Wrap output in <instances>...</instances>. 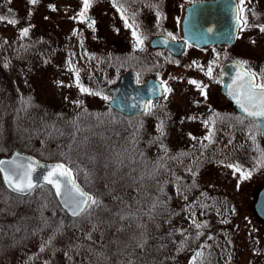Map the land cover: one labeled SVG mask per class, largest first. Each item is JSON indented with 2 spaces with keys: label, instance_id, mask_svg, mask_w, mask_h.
Wrapping results in <instances>:
<instances>
[{
  "label": "flooded vegetation",
  "instance_id": "flooded-vegetation-1",
  "mask_svg": "<svg viewBox=\"0 0 264 264\" xmlns=\"http://www.w3.org/2000/svg\"><path fill=\"white\" fill-rule=\"evenodd\" d=\"M108 1L117 8L115 10L120 21L132 25L131 31L141 37L143 44L137 47L136 37L132 35L134 52L115 54L118 58L109 52L100 58L93 52L88 55L86 65L91 70V77L100 85L104 98L107 97L104 124L114 121L116 127L121 124L125 133L131 131L134 135L117 139L106 137L109 162L118 160V143L131 140L135 148L134 153L133 149L131 154L128 151L127 165L130 166L132 162L137 175L133 181L118 183V188L110 185L108 178L104 202L111 206L103 213V223L87 229L84 238L80 236L82 230L77 232V226L67 229L70 232L68 237L64 234L67 230L59 231L54 255L58 252L59 255L66 254L68 261L71 258L72 262L82 261L85 258L77 255V248L87 244L94 256L101 255L96 264H157L158 248L165 257L160 264H264V179L255 180L252 194L243 187V181L252 183V177L264 165V131L256 127L252 117L236 108L233 100L224 97L218 78L219 67L225 61H246L243 65L239 63V66L255 73L254 84L264 83V62H254L256 56L251 55L245 47L251 38L240 35L244 23L258 25L263 14L251 19L248 14L250 10L244 9L242 14L239 0H236L243 24L233 42L201 44L198 43H203L201 39L196 42L189 37L190 19L195 17L190 5L205 0H181L183 6L177 10L173 4L167 8L159 0H133L134 3H126L127 0ZM90 2L92 4L95 0ZM27 8H30L28 3ZM184 21L187 22L185 28ZM215 47L222 48L221 57L217 54L218 59L214 57ZM69 55L72 58L73 55ZM59 57L62 58V54ZM210 63L212 72L208 76L206 73ZM55 65L62 67L60 62ZM104 71H113L109 72L113 75L110 82H103ZM127 71L133 72L137 85L146 83L150 78L155 79L159 86L156 85L152 93L159 92V95L148 96L143 109L125 115L111 107L109 100L116 95L110 87L119 82ZM229 78L236 98L245 100L247 96L243 92L248 86L241 84L245 78L239 72H231ZM190 80L206 85L205 92L207 88L214 94L219 92L225 102L216 104L208 95H202L192 104L175 101L173 98L179 96H176V91L186 89L187 92L193 90L201 93L200 89L189 83ZM164 81L167 83L162 84ZM90 86L96 89L92 84ZM165 87L172 91L166 93ZM120 104L124 107L121 100ZM140 105L141 102H137V106ZM127 106L128 109L130 106ZM127 120L132 124H127ZM54 121L59 122L57 118ZM104 134L107 135L106 132ZM253 134L256 141L252 148H243L239 138L248 140ZM130 145L125 143V147L130 148ZM240 150L248 156L252 150L256 165L246 168L236 163L232 157L239 156ZM29 153L41 160L45 158L41 153ZM176 158L181 160L180 163L175 161ZM225 168L236 179L241 178L242 192L232 194L231 201L219 191L222 176L226 175ZM112 172H119L118 163L111 164L105 170L106 175ZM125 172L128 174L124 169L123 175ZM162 186L166 188L165 197L159 199L165 203L166 212L153 213L158 199L157 189ZM174 202L180 203L182 212H174ZM169 217L171 221L167 227L165 219ZM158 221L163 223L160 232L156 231ZM94 234L100 235V239ZM256 236L259 245L246 243L248 240L252 243ZM94 241L97 245H94ZM61 262L64 264V260Z\"/></svg>",
  "mask_w": 264,
  "mask_h": 264
},
{
  "label": "rangeland",
  "instance_id": "rangeland-1",
  "mask_svg": "<svg viewBox=\"0 0 264 264\" xmlns=\"http://www.w3.org/2000/svg\"><path fill=\"white\" fill-rule=\"evenodd\" d=\"M131 2L134 3L133 0L126 1V3ZM159 2L167 8L171 4L175 9L183 6L181 0H159ZM27 3L30 8H27ZM36 3L39 5L32 3L31 0H0V16L5 17L4 20H0V129L3 127L2 120H7L9 124L16 121L24 122L22 124L25 127L44 125L46 128L41 129L39 134L33 135L31 141L26 140L30 142L29 144L23 145H28L33 151L39 150L41 156L45 157L40 159L41 161L56 162L58 159L65 158L66 160L62 159V161L68 167H77L78 170L86 172L87 186L85 188L90 190L92 196L100 201L99 215L101 217L99 219L103 223L104 216L102 214L111 206L110 203L108 206L104 202L108 178L112 181L110 185L114 186L115 184L116 188H118V183L122 184L126 180L133 181L136 178L134 164L131 162L130 166L127 165L128 151L131 154L133 149L134 153L135 145L133 146L131 140L119 142L117 146L118 150L120 149L118 160L109 162L106 137L117 139L122 136L127 137L132 132L125 133L123 126L120 124L116 127L114 121L103 124L102 115L104 120L107 117L104 116L105 107H107L106 99L99 88L100 85L91 77V70L86 64L88 55L93 52L100 58L106 52L111 53V56L134 52L132 25L129 27L130 24H123L120 21L115 10L117 8L112 6L108 0H95L92 4L90 2L84 18L80 17L83 0H36ZM239 6L242 14L244 9L250 10L248 14L251 19H254L253 16L261 17L263 14L262 21L258 25L252 26L244 23L240 35L251 38L245 47L251 55L256 56L254 62H264V31L260 30V27L264 26V0H239ZM15 16L21 22L18 24L9 23L14 20L12 17ZM90 24L91 27H89ZM25 28L28 29L27 35H23ZM70 53L73 55L72 58H70ZM59 54H62V58L59 57ZM217 54H220L221 57V47H215L214 57L216 59H218ZM113 57L118 58L117 55ZM220 60H217L216 63L218 64ZM56 62H60L62 67H56ZM109 72L113 71L103 72V82L112 80L113 75ZM77 81L79 85L84 88L88 87L87 89L90 91L81 92ZM91 84L96 89L90 86ZM212 92L207 88V95L214 99L216 104L225 102L219 92L217 94ZM175 93L176 96H179L173 99L183 101L185 104L195 103L196 100L202 98L200 92L196 93L193 90L187 92L185 89L183 92L176 91ZM79 113L82 114L80 116L86 124L83 128V135L87 137V142L77 140V133L73 132L67 136L74 139L68 137L63 139L64 135L60 132V126L70 124L74 116ZM69 117L70 121H67ZM56 118L59 122L54 121ZM126 123L132 124V121L127 120ZM11 126L14 128L16 124ZM73 128L76 129V126ZM96 129L101 132L98 133L99 139L95 140V145L101 147L100 151L94 145V138L91 136L93 130ZM30 136L32 135L25 134L26 138ZM252 137L248 140L239 138L243 148L247 150L252 148L253 142L256 141L254 134ZM45 139L49 141L46 150L41 147L44 146L41 141H45ZM127 142L131 144L130 148L125 147ZM72 145H74L73 150L69 149ZM10 146L14 148L16 145L11 144ZM67 151H72L70 157L72 160L64 155ZM7 152L8 150H2L0 154L6 155ZM245 153L240 150L239 156L232 158L236 163L246 168L255 166L254 152L251 150L250 156ZM115 154L116 152L111 155V158ZM114 163H118L119 172L106 175L105 170ZM261 167V170L252 177L254 179L252 183L243 181L245 182L243 187L248 188L250 194H252L255 180L264 179V165ZM124 169L128 171V174L125 172L126 174L123 175ZM225 169L226 175L222 176L223 183L219 191L223 196L225 195V199L231 201L232 194L242 192L239 181L241 178L236 179L237 177L232 175L228 168ZM80 187L85 190L81 185ZM165 189V186L159 187L157 193H162V196L165 197ZM85 191L91 194V192ZM52 197L51 191L46 187L33 191L31 195L19 197V195L6 191L0 180V225H3L0 226V264H63L61 262L63 260L64 264H96L100 260L101 255L95 254L94 256L87 244L77 248V255L85 258L82 261L74 262L73 260L72 262V258L68 261L66 254L59 255L58 252L54 255L59 231L77 226V232L82 230L83 233L80 236L84 238L87 235L86 230L97 225L99 219L95 218V220L89 221L85 219L86 217L82 218L83 212L76 220L72 217L66 218L65 214L60 213L64 211ZM249 198L251 202V196ZM235 203L233 202V204ZM176 207L178 212H181L179 202H176ZM94 215H98V213ZM170 221V217L165 219L167 227H169ZM162 227L163 223L158 221L156 231L160 232ZM262 228L264 232V227ZM69 233L67 230V233L64 234L68 237ZM94 237L100 239L99 235L94 234ZM252 241L250 243L248 240L246 243L256 244V246L260 243L257 236ZM156 261L157 264L165 261L160 248L157 250Z\"/></svg>",
  "mask_w": 264,
  "mask_h": 264
},
{
  "label": "water",
  "instance_id": "water-1",
  "mask_svg": "<svg viewBox=\"0 0 264 264\" xmlns=\"http://www.w3.org/2000/svg\"><path fill=\"white\" fill-rule=\"evenodd\" d=\"M190 11L195 15V17H191L190 19L189 37L192 40L198 42L197 40L201 39L203 43L198 42L201 44H214L216 42H227L231 44L233 42L238 26L241 24V20L239 19L237 13L236 0H209L196 2L190 6ZM203 19H206L207 22ZM186 24L187 22L184 21L183 28H185ZM209 29H211V31H208ZM231 72H239L245 78L244 82L241 84L249 86L248 77L244 75V73L248 72V70H244L242 67L239 66L236 61H226L221 65L219 72V78L222 80L220 88H222L224 96L226 98H229L230 100H233V103L236 105V108L242 111V109L236 102V100L239 98H236V92L233 91L231 78H229V74ZM145 82L146 83H144L143 85H136L134 81L133 72H125L121 76L119 82L110 87L111 91L116 94L115 98L110 100V104L118 110L126 113H133L143 109L144 101L148 96L153 97L159 95V92L152 93V91H154L155 86L158 85V83L154 79H149ZM254 82L255 80L252 81V83ZM140 91L142 92V94L138 95ZM229 93H231V95ZM243 93L248 96L249 89H247ZM233 96H235V98ZM120 100L122 101L124 107H122V105L120 104ZM139 101L141 102V105L137 106V102ZM241 101H245L246 103V99ZM127 105L130 106L128 109ZM245 114L247 115V113ZM252 118L255 120L256 126L259 127L262 131H264V118ZM0 161L6 162L2 165V167L5 169L6 172H9V174H11L13 170L21 171L20 169H16V165H31V167L34 169L32 173L33 181L36 184H47L49 188H51L55 199L60 204V207L63 208L70 216H73L72 209L75 207V205L71 202V184L66 183V178L59 177L62 195L58 196L53 185L46 183V181L44 180V176H46L51 170V166L56 165L58 163L40 162L28 154L19 152L15 148L8 157L1 156ZM12 161H15V163H11ZM0 175L4 186L8 190L17 194H27L30 192L26 191L21 193L15 191L13 188H10L5 182L4 173H0ZM66 201L69 202V207H65Z\"/></svg>",
  "mask_w": 264,
  "mask_h": 264
},
{
  "label": "snow or ice",
  "instance_id": "snow-or-ice-1",
  "mask_svg": "<svg viewBox=\"0 0 264 264\" xmlns=\"http://www.w3.org/2000/svg\"><path fill=\"white\" fill-rule=\"evenodd\" d=\"M32 3H36V0H31ZM90 6V0H83V8L80 13V17L84 18L87 12V9ZM159 15V14H158ZM5 17L0 16V20H4ZM9 23H16L15 20L9 21ZM92 25L90 24L89 27ZM131 27V25H128ZM261 31H264V26L260 27ZM208 31H211L209 29ZM28 29L25 28L23 30V35H27ZM171 35V34H169ZM133 36L136 37L137 40V47L141 46L143 44V40L141 37L136 33L133 32ZM195 64V62H193ZM241 65L246 63V61L239 62ZM212 72V66L211 63L209 64L208 71L206 75L211 76ZM244 75L248 77L249 81V95L246 98V103L241 102L239 99L236 100L239 107L242 109L243 112L247 113L250 117H256V118H264V83L262 84H254L252 81L255 78V73H249L245 72ZM167 82L164 81L162 84H166ZM189 83L195 85L198 89H200L201 94L206 96L207 93L205 92L206 85H202L200 82L196 80H190ZM77 86L80 87L81 92H89L90 90L87 88H84L83 86L79 85V82L77 81ZM258 90V91H257ZM164 91L171 92V88H164ZM231 95V93H229ZM107 99V97H105ZM258 100V102H257ZM162 131V128H161ZM5 161H0V173H4V180L8 184L10 188H13L17 192H26L31 191L38 185L33 181L32 173L34 169L31 167V165H16V169H20L21 171H15L13 170L11 174L9 172H6L5 169L2 167L3 164H5ZM11 163H15V161H12ZM229 167H233V165H229ZM237 171L240 169L237 167ZM59 177L66 178V183L71 184V192H72V198L71 202L74 203L75 207L72 209V215L78 216L82 212L86 211L88 208H91L92 206H98L100 204V201L97 200L95 197H93L89 193H85L75 182V180L72 178V169L66 167L64 164H56L51 166V170L48 172L46 176H44V180L46 183L53 185V187L56 190V194L58 196L62 195L61 191V184L59 182ZM65 207H69V202H65ZM123 219V217H122Z\"/></svg>",
  "mask_w": 264,
  "mask_h": 264
},
{
  "label": "trees",
  "instance_id": "trees-1",
  "mask_svg": "<svg viewBox=\"0 0 264 264\" xmlns=\"http://www.w3.org/2000/svg\"><path fill=\"white\" fill-rule=\"evenodd\" d=\"M80 115H82V114H80V113L76 114L74 116V118L72 119V121L70 122V124H68L67 126L66 125L60 126L61 127L60 132L62 135H64L63 139L67 138V137L70 139H74L73 137L67 136V135L72 134V132H73V133H77L76 134L77 135L76 137H78V139L76 138L77 140H82V142H87V137L83 135V133H84L83 128H84V126H86V124H85L84 120L82 119V116H80ZM102 121L104 124L105 120L103 118V115H102ZM22 123H24V122L16 121V122H12L11 124H9V123H7V120L1 121V124L3 125V127L0 129V153L2 152V150H8V152H9L12 149V147L10 146L11 144L12 145L15 144L17 146V149L24 150L25 152H28V153L29 152H32L34 154L41 153L39 150H36V151L31 150L28 145H23V144H29L30 142L26 141V140L31 141V139L33 138V135L39 134L41 132V129L46 128V127L44 125H40L39 127H25V125H23ZM15 124H16V126L13 128L11 125H15ZM74 126H76V129L73 128ZM99 132L100 131L98 129L93 130V134L91 135L94 138V140H93L94 145H95V140L99 139V137H98ZM26 133L29 135H32V136L26 138L25 137ZM22 141H25V142H22ZM41 143H44V146H41V147L46 150L47 149L46 146H48V144H49L48 139H45V141L42 140ZM96 147H97L98 151L101 150L100 146H96ZM69 149L73 150L74 145L70 146ZM98 151L96 153L97 155L99 153ZM0 155H2V154H0ZM64 155L66 157H68L69 160H72V159H70V157L72 156V151H67L64 153ZM53 158H57V157L53 156ZM175 161H179V163H180L181 160H178V158H176ZM71 168H72V174H73V177L75 178V180L79 183V185H81L83 188H85V186H87L86 185V179H85V177H86L85 173L86 172H82L81 170H78L77 167L76 168L71 167ZM114 186H115V184H114ZM85 190L91 192L90 190H88L86 188H85ZM91 195H92V192H91ZM161 196H162V193H157L158 199L156 201V205L152 209L153 213L160 214V213L166 212L165 203H163V201H161L159 199V198H161ZM174 211H175V213L178 212L177 207H176V202L174 203ZM97 213H98V215H94ZM99 214L100 213H99V205H98V206H92L91 208H88L86 211L83 212L81 217L82 218L86 217L85 219H89V220L93 221V220H95V218L99 219V217H101V215H99ZM91 215H93L94 218ZM98 223L101 224L100 219H99ZM94 245H97L96 241H94Z\"/></svg>",
  "mask_w": 264,
  "mask_h": 264
}]
</instances>
